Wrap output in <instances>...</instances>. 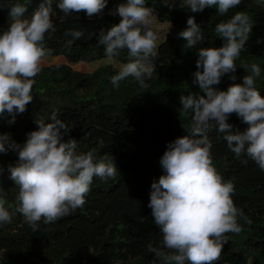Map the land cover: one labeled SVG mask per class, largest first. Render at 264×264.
<instances>
[{"label": "trees", "instance_id": "1", "mask_svg": "<svg viewBox=\"0 0 264 264\" xmlns=\"http://www.w3.org/2000/svg\"><path fill=\"white\" fill-rule=\"evenodd\" d=\"M124 2L108 0L106 8L92 17L83 10L64 14L54 2L56 30L46 33L45 58L61 57L68 65L47 67L37 75L33 100L25 112L16 114L14 123H9L8 113L0 116V133H9L23 145L26 134L38 128L34 122L37 116L50 117L55 112L57 118L71 125L65 140L76 138L80 151L95 149L99 155L113 156L120 175L107 182L95 178L83 209L52 223L41 221L38 229L17 213L11 223L0 226V264H153L150 248L171 253L163 247L162 233L148 207L151 184L164 174L159 161L168 143L187 135L190 128L192 114L182 111L180 96L204 94L193 83L198 49L221 47L224 40L215 32V25L236 11H247L255 24L237 60V80L226 74L215 87L226 90L233 83H242L247 74L242 64L255 62L262 69L256 86L264 96V8L254 0H242L224 15L211 7L192 12L183 0H147L157 21L170 25L165 38L158 42L157 55L151 58L155 71L147 89H141L131 77L114 88L111 77L119 70L112 66L90 74L74 71L70 65L107 59L98 34L119 23V15L111 13ZM39 3L32 0L25 16L30 17ZM190 16L195 17L205 35L194 48H187L186 40L179 36ZM10 22L8 9H0V31ZM73 30H81L83 35L73 40ZM68 40H73L70 47ZM113 60L127 63V49ZM228 122L234 130L248 127L235 113ZM208 135L214 165L226 181L234 184V203L252 221L248 224L242 218L243 230L226 234L228 241L216 264H264V171L250 157L237 158L223 133L212 129ZM17 160L16 151L0 153V188L4 199L12 203L19 187L10 179L8 165Z\"/></svg>", "mask_w": 264, "mask_h": 264}, {"label": "clouds", "instance_id": "2", "mask_svg": "<svg viewBox=\"0 0 264 264\" xmlns=\"http://www.w3.org/2000/svg\"><path fill=\"white\" fill-rule=\"evenodd\" d=\"M31 2L0 0V9L7 8L11 18L8 28L0 31V116L10 114L9 123H14L16 114L25 112L33 100L35 78L43 70L48 53L45 36L56 30L52 20L54 2L64 14L83 10L89 17L101 13L108 4V0H40L26 17ZM241 3L183 0L192 12L211 7L220 15ZM254 3L264 8V0ZM152 12L147 0H125L111 13L119 15V23L98 34L109 61L127 49L128 62L111 77L116 89L129 77L141 89L149 87L147 81L155 71L151 58L157 55L159 39L152 27ZM254 24L247 11H236L215 25L223 45L198 49L193 83L204 94L180 96L182 111L192 114L190 128L187 135L168 143L159 161L164 174L151 184L148 207L162 233L163 247L171 250L169 254L150 248L155 257L153 264H216L228 241L226 234L240 233L242 218L245 223L252 222L234 203V184L226 181L213 163L208 132L215 129L223 133L237 158L250 157L264 171V96L256 86L262 74L260 64H242L247 72L242 83H233L226 90L215 87L226 74L237 80V60ZM187 25L179 36L186 40L187 48H194L205 39L204 31L194 16L187 19ZM70 34L75 40L83 32L73 30ZM73 40L66 42L69 47ZM232 113L248 125L244 131L234 130L228 122ZM34 122L38 128L26 134L23 145L9 133H0V153H18L17 162L9 164L8 170L19 187L15 203L6 201L0 188V226L11 223L17 213L34 230L41 221L55 222L83 209L95 178L107 182L120 175L113 156L99 155L95 149L80 151L76 138L65 140L71 125L57 118L55 112L50 117L40 114Z\"/></svg>", "mask_w": 264, "mask_h": 264}, {"label": "rangeland", "instance_id": "3", "mask_svg": "<svg viewBox=\"0 0 264 264\" xmlns=\"http://www.w3.org/2000/svg\"><path fill=\"white\" fill-rule=\"evenodd\" d=\"M152 16L154 18L152 27L157 31V34L159 37L158 42H159L165 38L166 34L168 33L170 29V25L168 23L161 24L157 21L156 17L153 14ZM54 65H68V64L63 58L46 57L43 62V69L54 66ZM103 66H112L113 68H116L119 70L120 66L122 65L115 62L114 60L109 61L108 59H106V60L94 62L92 64H85V63L77 64L73 66L72 69L74 71H77L83 74H90V73H93L98 68L103 67Z\"/></svg>", "mask_w": 264, "mask_h": 264}, {"label": "crops", "instance_id": "4", "mask_svg": "<svg viewBox=\"0 0 264 264\" xmlns=\"http://www.w3.org/2000/svg\"><path fill=\"white\" fill-rule=\"evenodd\" d=\"M60 58H61V57H60ZM63 59H64V58H63ZM64 60H65V59H64ZM65 61H66V60H65ZM66 63H67V61H66ZM67 64H68V63H67ZM80 64H81V63H80ZM73 66H75V65H72V66L70 65L71 68H72Z\"/></svg>", "mask_w": 264, "mask_h": 264}]
</instances>
